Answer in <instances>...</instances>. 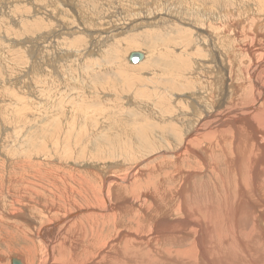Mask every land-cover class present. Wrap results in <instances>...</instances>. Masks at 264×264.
Returning <instances> with one entry per match:
<instances>
[{
	"label": "rangeland",
	"instance_id": "1",
	"mask_svg": "<svg viewBox=\"0 0 264 264\" xmlns=\"http://www.w3.org/2000/svg\"><path fill=\"white\" fill-rule=\"evenodd\" d=\"M261 5L264 0H0V248L19 253L23 228L31 222L45 227L64 209L96 206L105 177L121 179L146 167L136 182L164 180L170 187L167 172L175 164L163 160L172 159L177 138L158 137L155 126L186 137L206 110L207 103L196 113L195 101L202 105L207 87L216 84L214 69L205 78L198 49L211 65L215 59L227 65L238 48L224 41V26L245 24ZM206 21L219 27L222 62L211 46H201L208 40ZM190 24L197 28L192 35ZM177 26L195 47L186 53L167 42L177 38ZM258 29L264 32V23ZM132 52L144 55L140 63H129ZM175 57L184 66L175 64L171 72L164 64ZM138 127H151L146 133L161 142L157 150L143 154L135 146ZM219 168L225 170L222 163ZM194 173L192 182H206L207 171ZM124 222L118 230H125ZM11 258L23 264L18 255L10 256V264Z\"/></svg>",
	"mask_w": 264,
	"mask_h": 264
},
{
	"label": "bare ground",
	"instance_id": "2",
	"mask_svg": "<svg viewBox=\"0 0 264 264\" xmlns=\"http://www.w3.org/2000/svg\"><path fill=\"white\" fill-rule=\"evenodd\" d=\"M207 11L204 10L205 14ZM247 18L245 24L238 20L223 28L224 41H232V49L236 44L238 48L228 56L227 65L219 64L216 59L211 65L201 54L202 48L198 49L195 56L203 59L205 78L214 69L216 84L207 87L201 97L202 105L195 101L196 113L205 103L207 106L186 137L162 131L161 125L155 126L158 137L177 138L172 159L162 161L175 164L170 175L164 168L168 179L174 181L170 187L164 180L154 185L136 182L149 169L146 167L143 172L140 168V172L121 179L105 177L98 206L75 204L73 210L64 209L55 222L42 228L33 222L26 227L19 224L24 227L25 245L19 253L9 247L7 251L0 248V259L4 260L0 264H10L11 255H18L23 264H264V32L258 29L264 23V6L250 12ZM197 22L202 24L200 20ZM206 22L208 40L201 46L207 49L211 46L217 51L215 57L219 54L222 62L216 33L219 27ZM190 26L192 35L197 28ZM176 28L177 38L167 42L169 46L180 44L185 49L180 53H186L194 47L192 39H186L181 32L186 29ZM237 54L241 55L238 63L234 58ZM175 59L174 63H163L171 72L175 64L184 66L179 57ZM161 60L165 61L163 56L158 62ZM150 128L138 127L133 133L135 146L142 148L143 154L157 150L161 143L157 141L156 145V140H150L152 136L146 133ZM163 142L170 146L169 141ZM221 163L225 170L219 168ZM154 166L158 170L161 167L157 162ZM196 170L208 172L206 185L190 180L196 176ZM125 187L128 195L120 191ZM110 191L115 192L114 197L109 196ZM127 213L128 217L124 215ZM124 218L127 227L118 230ZM105 227H110L109 231ZM3 241L2 238L0 243ZM165 244L174 247L164 248ZM11 264L21 262L11 258Z\"/></svg>",
	"mask_w": 264,
	"mask_h": 264
},
{
	"label": "water",
	"instance_id": "3",
	"mask_svg": "<svg viewBox=\"0 0 264 264\" xmlns=\"http://www.w3.org/2000/svg\"><path fill=\"white\" fill-rule=\"evenodd\" d=\"M143 54L142 53H130V56H128V61L131 64H136L140 62L143 59ZM13 262V261H12Z\"/></svg>",
	"mask_w": 264,
	"mask_h": 264
}]
</instances>
